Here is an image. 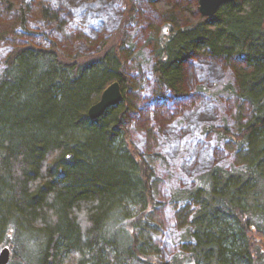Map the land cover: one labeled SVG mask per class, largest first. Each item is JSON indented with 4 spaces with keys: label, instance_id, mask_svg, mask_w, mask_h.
Returning a JSON list of instances; mask_svg holds the SVG:
<instances>
[{
    "label": "trees",
    "instance_id": "trees-1",
    "mask_svg": "<svg viewBox=\"0 0 264 264\" xmlns=\"http://www.w3.org/2000/svg\"><path fill=\"white\" fill-rule=\"evenodd\" d=\"M123 1L126 23L150 22L136 0ZM187 1H150L165 26L138 47L133 33L94 36L83 25L94 2L0 0V17L10 14L0 18V50L10 49L0 58V247L12 248L10 262L264 264V0H236L212 17ZM193 57L229 75L214 90L194 88L230 102L223 126L202 127L227 159L214 156L192 186L164 197L167 160L138 148L129 126L139 121L149 146L170 129L177 110L168 119L158 108L188 96ZM115 81L122 101L91 119Z\"/></svg>",
    "mask_w": 264,
    "mask_h": 264
},
{
    "label": "rangeland",
    "instance_id": "rangeland-1",
    "mask_svg": "<svg viewBox=\"0 0 264 264\" xmlns=\"http://www.w3.org/2000/svg\"><path fill=\"white\" fill-rule=\"evenodd\" d=\"M37 1L38 0H32L33 3H36ZM76 1L77 0H70V2ZM99 1L102 2L100 3ZM178 1L180 0H169V2ZM185 1L187 0H184V2ZM190 1L188 0L187 2ZM194 1L195 0H192L191 3ZM87 2H94V5L96 6L95 8L88 10V13L84 16L85 19L82 22L88 30H91L94 36H108L116 31H128L129 33L134 34L136 43L139 47L145 44V39L148 38L149 34L155 27L159 33L165 26V22H161L159 15L155 12V7L149 0H136L139 14L148 19V15L151 17L150 22L143 27L132 22L126 23V21L123 20L126 11V5L123 0H87ZM7 17H10V14L5 12V16L3 15L0 18L5 19ZM79 31L82 32V28H80ZM151 43H153V41ZM9 51L10 49L8 47L2 48L0 50V58L8 54ZM86 51L89 50L86 49ZM129 65L132 67L134 73H136V68L141 72H145L143 77L147 81H156L155 75L151 70L146 73L147 69H144L143 67L139 69V64H136V62H131ZM187 67L190 86L188 88V96L179 101L177 100L176 105L171 109H166L164 106H161L158 108V110L162 109V111H160L161 113H157L156 115V117H160L162 112L168 111L167 113H164V116L170 119L169 111L177 110L176 115H171L172 121H170V129L162 131L160 135H158V141L152 146H149L147 140L144 139L141 134L137 133V125L139 121L136 122V125L131 124L129 126L131 138L138 148H141L144 151L150 149L152 151L154 150L155 152L162 154L167 160V166L162 165V167L159 168V175L162 178V193L164 197H168L171 187L192 186L194 184V177L208 167L210 163H213L214 156L215 161L219 162H224L227 159L226 154H224L225 149L222 147L223 145L219 144L215 131L206 132L202 127L207 124L214 125L217 128L223 126L224 118L228 120L227 112L229 110L226 112V105L229 106L230 102H228L225 97L214 95V92L212 94L210 91H207V93H198L194 88L200 85H205L208 90H214L213 88L218 85V82L222 80L226 82L229 80V75L225 74L226 70L219 67L216 62L201 57H193L189 61ZM146 115H148L146 118L147 121L152 123L155 119L154 113L152 115L151 113H147ZM200 155L204 156V162H210L207 165H202L199 162L200 159L197 157ZM175 234V225L168 223L163 239L168 254L176 249V246L173 245ZM25 238L26 236L23 240ZM21 240V235H19V238H17L16 241L13 239V246L17 247L21 244V242H23V240ZM28 243L32 244L30 240H28ZM2 247L4 246H1L0 249ZM10 263L22 264L16 262V260H12Z\"/></svg>",
    "mask_w": 264,
    "mask_h": 264
},
{
    "label": "water",
    "instance_id": "water-1",
    "mask_svg": "<svg viewBox=\"0 0 264 264\" xmlns=\"http://www.w3.org/2000/svg\"><path fill=\"white\" fill-rule=\"evenodd\" d=\"M157 2L160 0H151ZM236 0H198V10L202 16L212 17L219 9L230 2ZM123 99V92L121 85L118 81L110 84L102 93V96L98 102L93 104L88 111V115L91 119L100 118L107 109L119 104ZM12 258V248L4 246L0 249V264H9Z\"/></svg>",
    "mask_w": 264,
    "mask_h": 264
}]
</instances>
